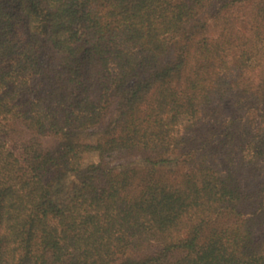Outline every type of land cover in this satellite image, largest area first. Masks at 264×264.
Here are the masks:
<instances>
[{
	"label": "trees",
	"instance_id": "obj_1",
	"mask_svg": "<svg viewBox=\"0 0 264 264\" xmlns=\"http://www.w3.org/2000/svg\"><path fill=\"white\" fill-rule=\"evenodd\" d=\"M0 264H264V0H0Z\"/></svg>",
	"mask_w": 264,
	"mask_h": 264
},
{
	"label": "rangeland",
	"instance_id": "obj_2",
	"mask_svg": "<svg viewBox=\"0 0 264 264\" xmlns=\"http://www.w3.org/2000/svg\"><path fill=\"white\" fill-rule=\"evenodd\" d=\"M97 160H98V154L97 153H90L84 159V161L86 163L92 162V161H97Z\"/></svg>",
	"mask_w": 264,
	"mask_h": 264
}]
</instances>
